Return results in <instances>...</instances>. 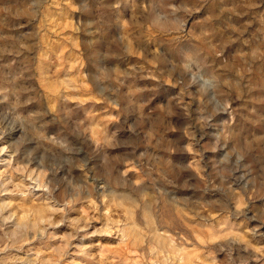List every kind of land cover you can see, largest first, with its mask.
I'll return each mask as SVG.
<instances>
[{
    "label": "rangeland",
    "instance_id": "374dc122",
    "mask_svg": "<svg viewBox=\"0 0 264 264\" xmlns=\"http://www.w3.org/2000/svg\"><path fill=\"white\" fill-rule=\"evenodd\" d=\"M0 264H264V0H0Z\"/></svg>",
    "mask_w": 264,
    "mask_h": 264
}]
</instances>
